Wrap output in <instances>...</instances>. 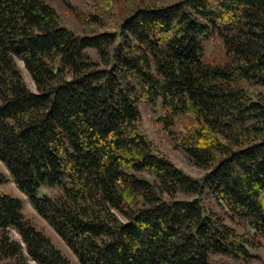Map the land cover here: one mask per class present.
I'll return each instance as SVG.
<instances>
[{
  "label": "trees",
  "instance_id": "16d2710c",
  "mask_svg": "<svg viewBox=\"0 0 264 264\" xmlns=\"http://www.w3.org/2000/svg\"><path fill=\"white\" fill-rule=\"evenodd\" d=\"M255 86H264V0H140L115 30L82 33L44 0H0V184L9 179L80 264H210V254L249 263L264 246ZM142 100H160L162 128L200 179L154 150L138 125ZM53 186L57 195L39 193ZM205 190L251 236L207 210ZM3 261L73 264L0 190Z\"/></svg>",
  "mask_w": 264,
  "mask_h": 264
},
{
  "label": "rangeland",
  "instance_id": "374dc122",
  "mask_svg": "<svg viewBox=\"0 0 264 264\" xmlns=\"http://www.w3.org/2000/svg\"><path fill=\"white\" fill-rule=\"evenodd\" d=\"M44 1L55 8L62 25L72 29L77 33H82L101 30H115L117 24L121 21L124 14H126L129 9H131L135 3L139 2L140 0H67L69 5H66L63 0ZM145 1H152L156 4H164L173 0ZM70 6H74L76 10L82 15H78V13L74 12ZM87 14H93L95 17L91 20H88L84 17L87 16ZM216 45V39L208 40L206 42L205 49L207 56H215ZM88 51L94 58L97 57L93 49H88ZM17 62L27 86L30 89L35 90L34 84L29 74L23 67L22 62L20 60H17ZM249 91L252 93L253 97H256V94H262L264 97V86L251 87L249 88ZM139 109L140 118L138 120V125L150 139L154 150H158L162 154H165L185 173L196 179H200L205 171L198 168L188 157L185 151L181 149L176 144L174 139L162 128L161 118L164 116L165 112L161 106L160 100H157L153 104H149L148 102L142 100L140 102ZM173 128L177 131V124H174ZM0 171L7 174V170L1 161ZM0 190L19 197L22 200L23 212L26 218L30 219L38 228L43 229L44 232L50 236L55 245L71 259L73 264H80L64 241L57 235L52 227L36 213L25 195L21 193L9 179L8 181L0 184ZM41 191L48 195L55 196L60 192V189L57 186L43 187L39 191L40 194ZM176 197L191 199L198 197V195L177 194ZM199 197L207 210H212L222 216L225 223L234 227L237 232L248 237L251 236V228L246 224L237 223L235 220H232L226 213L225 208L213 197H211V195L206 190ZM250 251L254 254V257L249 263H246L240 259L225 258L220 254H210L209 261L210 264H264V246L252 248ZM0 264L11 263L9 261H3L0 262Z\"/></svg>",
  "mask_w": 264,
  "mask_h": 264
}]
</instances>
